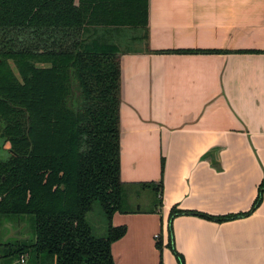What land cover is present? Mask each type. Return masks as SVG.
Returning <instances> with one entry per match:
<instances>
[{
  "label": "crops",
  "instance_id": "crops-1",
  "mask_svg": "<svg viewBox=\"0 0 264 264\" xmlns=\"http://www.w3.org/2000/svg\"><path fill=\"white\" fill-rule=\"evenodd\" d=\"M148 14L146 39L113 37L126 46L121 172L143 209L154 199L139 186L163 180V205L115 213V263L264 264V194L216 219L250 211L264 179V0H148ZM173 209L211 217L170 222Z\"/></svg>",
  "mask_w": 264,
  "mask_h": 264
},
{
  "label": "trees",
  "instance_id": "trees-1",
  "mask_svg": "<svg viewBox=\"0 0 264 264\" xmlns=\"http://www.w3.org/2000/svg\"><path fill=\"white\" fill-rule=\"evenodd\" d=\"M148 15V0H0V219L33 230L0 241L2 264H116L127 227L115 213L163 205L161 180L139 186L150 208L133 207L121 172L124 44L113 37L146 39ZM263 194L264 179L250 211L216 219L250 215ZM179 214L211 217L173 209L170 222Z\"/></svg>",
  "mask_w": 264,
  "mask_h": 264
},
{
  "label": "rangeland",
  "instance_id": "rangeland-1",
  "mask_svg": "<svg viewBox=\"0 0 264 264\" xmlns=\"http://www.w3.org/2000/svg\"><path fill=\"white\" fill-rule=\"evenodd\" d=\"M134 34H135V32H134ZM123 47H126V46L122 45L121 48H123ZM137 190H138L137 192L141 191L139 189H137ZM130 202H131V205L135 208H137L138 205L142 206V207L144 206V204L139 202V201L131 200ZM88 216H89L88 218L91 221H95L98 224L97 228H100L98 230L100 233H102V231H104V230H101L102 225L99 224V219H98L97 213L93 212V213H90ZM5 224H6L5 220L0 219V238H4V240L10 239L12 244L18 245V242H28L33 238V230L31 228V224H29L28 221L23 222L22 225H20L21 221H18V220L14 221L10 230L5 226ZM27 260H28V258H27Z\"/></svg>",
  "mask_w": 264,
  "mask_h": 264
},
{
  "label": "built area",
  "instance_id": "built-area-1",
  "mask_svg": "<svg viewBox=\"0 0 264 264\" xmlns=\"http://www.w3.org/2000/svg\"><path fill=\"white\" fill-rule=\"evenodd\" d=\"M156 238H158V235L156 236ZM25 260H26V256H22V258H21V262L24 263Z\"/></svg>",
  "mask_w": 264,
  "mask_h": 264
}]
</instances>
